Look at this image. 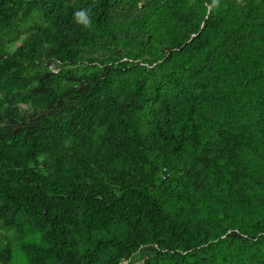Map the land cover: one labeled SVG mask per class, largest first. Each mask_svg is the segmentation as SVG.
<instances>
[{
	"label": "trees",
	"instance_id": "1",
	"mask_svg": "<svg viewBox=\"0 0 264 264\" xmlns=\"http://www.w3.org/2000/svg\"><path fill=\"white\" fill-rule=\"evenodd\" d=\"M0 41V264H264V0H0Z\"/></svg>",
	"mask_w": 264,
	"mask_h": 264
},
{
	"label": "rangeland",
	"instance_id": "2",
	"mask_svg": "<svg viewBox=\"0 0 264 264\" xmlns=\"http://www.w3.org/2000/svg\"><path fill=\"white\" fill-rule=\"evenodd\" d=\"M162 0H159V2ZM149 7V4L143 3V2H137L136 7L135 5L133 6L132 3H127L126 4H121L117 3L113 6L112 8V17L114 21H118L122 23V27L119 28L116 31L117 36H123L125 33L126 28L124 27V22L123 19L124 17L126 18H133V17H138L143 9H146ZM143 41L146 42L145 36H142ZM109 38H106L101 41H93L90 42L83 50V54L81 55L82 62L87 64L88 61H92L94 64H97L99 62H102L104 64H110V63H120V62H125L128 67L132 68V71L130 73L132 75L136 74V70L134 68L135 63H139L140 59H132L129 55L132 53L133 49L135 48V45L133 44H128L123 41H117V42H109ZM150 44L153 45L156 48V51L159 52L160 54L162 52V55L160 56V60L164 59L167 55L166 49L163 47L164 44H158L155 41L149 40ZM4 47V44L0 41V50ZM156 61L155 63L159 62ZM155 63H152L150 65H146V68L152 67ZM92 64V63H91ZM141 64V63H139ZM127 76V72L124 74V76ZM25 110L29 112L30 114L33 113L31 108H29L28 105L18 103L17 104V111ZM14 116V110L13 107L10 105L8 106L7 104H4L0 107V123L5 124L8 123L10 124L12 122ZM156 165L159 166V164L156 163ZM158 178L160 179L162 177L161 174L157 173ZM135 256V254L133 255ZM132 264H143L142 259H136L132 262Z\"/></svg>",
	"mask_w": 264,
	"mask_h": 264
},
{
	"label": "clouds",
	"instance_id": "3",
	"mask_svg": "<svg viewBox=\"0 0 264 264\" xmlns=\"http://www.w3.org/2000/svg\"><path fill=\"white\" fill-rule=\"evenodd\" d=\"M213 3H217V0H213ZM76 16L79 18L80 21H83L85 24L88 23V21L85 19V13L83 11L76 13Z\"/></svg>",
	"mask_w": 264,
	"mask_h": 264
}]
</instances>
